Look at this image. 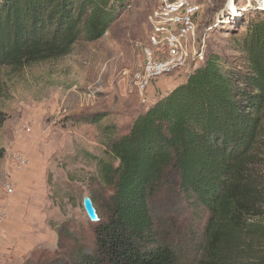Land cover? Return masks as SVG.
<instances>
[{
	"label": "trees",
	"instance_id": "1",
	"mask_svg": "<svg viewBox=\"0 0 264 264\" xmlns=\"http://www.w3.org/2000/svg\"><path fill=\"white\" fill-rule=\"evenodd\" d=\"M128 4L0 0V70L16 74L69 55L77 42L101 39ZM244 24V36H231L239 53L233 61L208 53L184 82L138 114L125 134L102 129L109 161L93 157L100 188L90 198L98 204L94 250L69 253L59 244L49 264H264V193L252 171L264 113V19ZM5 120L0 111V129ZM171 178L193 218L205 215L192 262L157 235L152 220L151 204Z\"/></svg>",
	"mask_w": 264,
	"mask_h": 264
},
{
	"label": "rangeland",
	"instance_id": "2",
	"mask_svg": "<svg viewBox=\"0 0 264 264\" xmlns=\"http://www.w3.org/2000/svg\"><path fill=\"white\" fill-rule=\"evenodd\" d=\"M191 1L201 6L196 35L207 40L205 56L223 54L233 61L239 53L233 49L231 36H244L248 28L244 23L264 19V14L257 12L264 11V0ZM154 4V0H129L101 39L77 42L67 56L31 64L16 74L5 68L0 70L4 88L0 111L6 115L0 129V188L6 195L14 193L5 191L6 181L1 177L12 154L9 156L11 145L16 143L11 130L20 126L30 139L35 128L33 144L37 146L36 157L43 164L37 191L33 193L41 209V222L37 223L35 233L56 236L55 249L44 250L42 245L23 264H37L36 260L49 264L59 244L69 253L71 248L85 253L94 250L95 222L86 215L83 199L91 198L100 189L93 157L109 161L104 153L106 139L102 129L112 126L114 136L125 134L131 121L162 94L149 92L148 103L142 104L130 84L131 74L142 62L140 44L146 42V18ZM95 114L107 117L95 124L82 122ZM257 145L258 162L252 168L253 178L260 182L264 193V113ZM173 183L171 178L156 195L151 216L157 235L180 248L184 260L189 261L202 243L205 215L195 220ZM94 205L98 209L96 202ZM4 212L6 215L5 209Z\"/></svg>",
	"mask_w": 264,
	"mask_h": 264
},
{
	"label": "built area",
	"instance_id": "3",
	"mask_svg": "<svg viewBox=\"0 0 264 264\" xmlns=\"http://www.w3.org/2000/svg\"><path fill=\"white\" fill-rule=\"evenodd\" d=\"M146 22L148 35L140 44L142 62L130 76V84L139 95L142 104L149 101L152 83L159 79L189 75L205 61L206 38L198 37L197 16L201 6L191 0H154ZM13 168L21 171L30 165V160L21 153L12 158ZM4 189L12 194L10 184ZM5 212L0 207V230Z\"/></svg>",
	"mask_w": 264,
	"mask_h": 264
},
{
	"label": "crops",
	"instance_id": "4",
	"mask_svg": "<svg viewBox=\"0 0 264 264\" xmlns=\"http://www.w3.org/2000/svg\"><path fill=\"white\" fill-rule=\"evenodd\" d=\"M187 76L180 74L170 79L156 80L152 83L149 92L152 95L162 92L161 96L157 98L159 99L173 87L184 82ZM170 83L174 84L170 85ZM11 132L14 134L13 139L16 140V143L11 145L9 156L12 154L1 177L11 185L14 193L6 195L2 186L0 188V203L6 205L4 208L6 215L0 230V264H23L33 252L43 248L42 245L45 246L44 250L55 249L56 236L46 233L44 237L35 233L37 223L41 222V213H39L41 209H38L37 196L33 198V193L37 191L36 184L41 177L43 166L41 159L36 157L37 146L33 144L36 130L32 129L30 139L26 138L27 134L20 126H15ZM16 153L27 156L31 162L27 168L21 171H16L13 168L12 158Z\"/></svg>",
	"mask_w": 264,
	"mask_h": 264
},
{
	"label": "water",
	"instance_id": "5",
	"mask_svg": "<svg viewBox=\"0 0 264 264\" xmlns=\"http://www.w3.org/2000/svg\"><path fill=\"white\" fill-rule=\"evenodd\" d=\"M83 208H84L86 215L88 216V218L91 222H97L98 221L96 210H95L90 198L85 197L83 199Z\"/></svg>",
	"mask_w": 264,
	"mask_h": 264
}]
</instances>
